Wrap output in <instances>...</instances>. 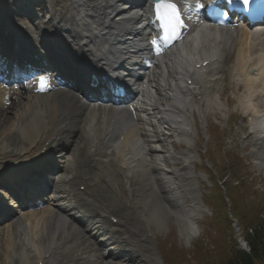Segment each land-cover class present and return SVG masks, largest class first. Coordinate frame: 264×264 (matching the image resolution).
Here are the masks:
<instances>
[{
    "label": "bare ground",
    "instance_id": "1",
    "mask_svg": "<svg viewBox=\"0 0 264 264\" xmlns=\"http://www.w3.org/2000/svg\"><path fill=\"white\" fill-rule=\"evenodd\" d=\"M9 1L11 0H3V4H8ZM1 7H4L2 3H0V9ZM115 7L116 6L109 9V15ZM118 9L119 8L115 9L114 11ZM91 13L95 12L91 11ZM106 21L108 22L109 20L106 19ZM130 23L131 21L129 20H117L115 22L116 30L124 31L128 28ZM202 36L203 37L200 39V41L192 44L191 47H184L183 55H174L173 57L169 56V59L172 60L169 69H172V65H175V69H177L178 65L183 64L185 68L191 62L193 64L199 63L201 61H208V63H210V60L216 58L217 56L222 57L223 61L228 64L240 65L243 63H250L252 58L249 60L247 59V56L249 55L245 54V51L242 48V46H245V44L240 39V36L235 40L230 38L229 36H226L225 34H211L210 32H204ZM172 80L176 81L173 75ZM253 100L254 98L252 96H247L241 103L242 110H251L253 113H255L254 107L253 105H251ZM43 101H46V103L42 104ZM43 101L36 98H32L28 101L24 100L20 102L22 107L13 112L10 120H4L3 122H0L1 150L5 148L6 144H9L15 148L24 146L26 141L25 136L28 134H32L34 132V128H38L36 119L37 115L40 114L41 109L49 111L51 115L54 114L56 108L61 109V111L66 114V117H70L71 125H73L76 121H79V124L82 122L81 119L78 118L79 112L78 110H76L75 104L72 102L71 96L68 93H61L57 96H53L51 99L45 98ZM210 101L212 105H217L215 99H211ZM260 102H262L261 97H259L255 103ZM218 105L222 106L221 104ZM123 125L124 124H119L120 127H118V130L121 129ZM131 128H137V123H133ZM256 138L258 139V136H256ZM124 143L128 144L129 141L125 140ZM152 153L154 154V156L158 157L161 154V152L157 148L152 149ZM262 153L264 154V151ZM159 161L162 162L161 159H159ZM68 167L69 161L65 160L64 164L62 165V171L64 172L68 170ZM70 170L71 168L68 170V172ZM145 173L146 176L144 173L142 174L144 186L141 188V197L136 200V203L144 205L147 210L139 213L141 218L137 221V223L153 225L160 229L170 220L169 217L171 213L176 215L175 208L173 206L175 205L177 207L182 203L178 202L182 200L183 195L181 197L178 195L177 188H174L173 190L170 189L171 181L167 179L166 174L163 173V170L160 164L157 163V161L151 162L149 168L145 171ZM150 173H154L157 176V180L167 179V184L162 182L159 186L160 192L157 194L152 189L153 182L150 179ZM59 178L60 180L58 182V185L62 186L65 181L63 174H59ZM12 191L13 190H11V192ZM171 191L175 192V198H173V196L171 195ZM185 192L187 195L192 196V193L188 186L185 188L184 196ZM50 196L52 197L51 202H62V199L60 197H57L54 194H51ZM192 204L194 207H191V211L193 210L192 208H197V200ZM168 207H170V211ZM56 210L57 208L51 207L40 212L39 218L33 215H29L26 218L20 220L19 224L17 225L19 229L15 230L14 232H9L7 236H5V238H2L4 241L0 240V264H21L19 260L20 255L30 254L32 257L40 252L45 255L54 254L56 256V260L54 259V262L51 264H57L58 262H63L66 260H69V264H87L88 256L93 254L92 247L90 246L89 252L87 254L86 252H84L86 249L85 242L80 241L78 242V244L75 241L73 242L71 236H73L74 234L76 235V237L83 239H85V236L80 232H76L74 226H68V221L62 219L61 214H57ZM74 210H77V212ZM74 210H71L69 216H80L78 213L84 214L82 211H78V207H75ZM54 214L57 216L56 219L54 217ZM84 215L87 218L88 216L91 218L95 217V215L90 212H87V215L86 213ZM132 215V213H126L119 218L125 221L131 218ZM95 218L96 221H94L93 219H86L89 220L87 221V225L85 226L86 229L83 227L82 228L87 231L91 222L95 226H100L103 232L107 236H109L110 232L106 231L108 228L106 226V223H102L100 217ZM64 224H66V226ZM101 229L94 228L91 230L94 235L93 243L95 241L99 242L101 240H104V233L101 231ZM190 231L191 229L188 231V234H186L187 237L191 234ZM135 232L138 234V229H136ZM180 233L183 236L181 231ZM125 249L126 248H122L119 253L116 252V254L111 252L107 253L108 250H102L100 251V253L103 256L117 259V262L115 263L108 262L106 264H136L139 258L135 257L131 251L129 253H126ZM48 262H50V259L48 260ZM148 264H158L156 256H151L149 258Z\"/></svg>",
    "mask_w": 264,
    "mask_h": 264
},
{
    "label": "snow or ice",
    "instance_id": "2",
    "mask_svg": "<svg viewBox=\"0 0 264 264\" xmlns=\"http://www.w3.org/2000/svg\"><path fill=\"white\" fill-rule=\"evenodd\" d=\"M230 2L231 0H229ZM242 3L247 6L249 0H242ZM155 9L157 11V19L162 22L161 27L169 34V37L178 38L177 29L183 27V20L177 6L171 0H157ZM40 79L43 82L44 78L41 77Z\"/></svg>",
    "mask_w": 264,
    "mask_h": 264
},
{
    "label": "rangeland",
    "instance_id": "3",
    "mask_svg": "<svg viewBox=\"0 0 264 264\" xmlns=\"http://www.w3.org/2000/svg\"><path fill=\"white\" fill-rule=\"evenodd\" d=\"M199 147L201 148V149H203V145H199ZM236 159V158H235ZM263 224H264V222H263ZM172 228L175 230V227L174 226H172ZM173 230V231H174ZM177 244H178V249H180L181 251H184V258H187V255H186V252H187V250H186V245H185V243L183 242V240L181 239V238H179V237H177ZM197 244V242H195V245ZM226 249L228 248V245H226V246H224ZM199 253L201 254H203V252L201 251V250H199ZM223 255V254H222ZM198 260H199V257H198ZM209 261V260H208ZM216 263H210V264H219V262H217V260L215 261ZM0 263H1V261H0ZM182 264H190V263H185V259H184V263H182ZM199 264H202L201 262L199 263ZM262 264H264V263H262Z\"/></svg>",
    "mask_w": 264,
    "mask_h": 264
},
{
    "label": "trees",
    "instance_id": "4",
    "mask_svg": "<svg viewBox=\"0 0 264 264\" xmlns=\"http://www.w3.org/2000/svg\"><path fill=\"white\" fill-rule=\"evenodd\" d=\"M261 237L260 236H257L256 238H255V236L253 237V239L252 240H249V244H250V246L252 245L253 246V248H256V247H260L261 246V239H260ZM257 257L258 256H256V259H257ZM244 257L240 260V262H238V260L236 259L235 260V262L234 263H232V264H242L243 262H244Z\"/></svg>",
    "mask_w": 264,
    "mask_h": 264
}]
</instances>
